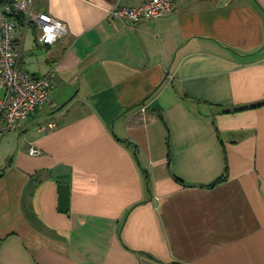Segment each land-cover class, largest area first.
<instances>
[{
	"label": "crops",
	"instance_id": "0c3cea01",
	"mask_svg": "<svg viewBox=\"0 0 264 264\" xmlns=\"http://www.w3.org/2000/svg\"><path fill=\"white\" fill-rule=\"evenodd\" d=\"M141 1L33 0L65 24L51 44L18 25L54 76L0 137V264H264V0L107 17Z\"/></svg>",
	"mask_w": 264,
	"mask_h": 264
},
{
	"label": "built area",
	"instance_id": "2783aa9c",
	"mask_svg": "<svg viewBox=\"0 0 264 264\" xmlns=\"http://www.w3.org/2000/svg\"><path fill=\"white\" fill-rule=\"evenodd\" d=\"M176 1L142 0L136 4L113 5L107 17L130 23L156 21L170 13ZM19 24L24 31L34 24L36 39L44 44L55 42L66 32L61 20L35 11L33 0H0V137L20 129L37 107L47 102L53 86L52 71L36 76L23 65L20 44L15 37ZM47 125L55 124L48 122ZM28 152L35 155L40 149L30 146Z\"/></svg>",
	"mask_w": 264,
	"mask_h": 264
},
{
	"label": "water",
	"instance_id": "95a60500",
	"mask_svg": "<svg viewBox=\"0 0 264 264\" xmlns=\"http://www.w3.org/2000/svg\"><path fill=\"white\" fill-rule=\"evenodd\" d=\"M63 105V104H62ZM58 188V210L66 212L69 208V185L59 182Z\"/></svg>",
	"mask_w": 264,
	"mask_h": 264
},
{
	"label": "rangeland",
	"instance_id": "374dc122",
	"mask_svg": "<svg viewBox=\"0 0 264 264\" xmlns=\"http://www.w3.org/2000/svg\"><path fill=\"white\" fill-rule=\"evenodd\" d=\"M47 106H49V103H44V104L38 106L37 109H38V110H41V109H43V108H47Z\"/></svg>",
	"mask_w": 264,
	"mask_h": 264
}]
</instances>
